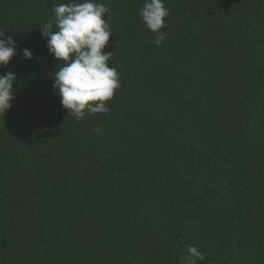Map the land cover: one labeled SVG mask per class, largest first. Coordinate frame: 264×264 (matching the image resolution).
I'll list each match as a JSON object with an SVG mask.
<instances>
[{"label":"trees","instance_id":"obj_1","mask_svg":"<svg viewBox=\"0 0 264 264\" xmlns=\"http://www.w3.org/2000/svg\"><path fill=\"white\" fill-rule=\"evenodd\" d=\"M68 0H0L17 44L0 115V264H264V0H164L165 42L110 9L120 88L68 116L39 29ZM33 53L23 58V50ZM101 129L98 133L91 128Z\"/></svg>","mask_w":264,"mask_h":264},{"label":"clouds","instance_id":"obj_2","mask_svg":"<svg viewBox=\"0 0 264 264\" xmlns=\"http://www.w3.org/2000/svg\"><path fill=\"white\" fill-rule=\"evenodd\" d=\"M53 18L40 30L46 40L47 48L59 65L54 73L53 90L60 98L62 107L68 116L77 121L85 115L109 113L108 102L112 101L120 88L118 69L110 64L113 53L105 52L112 31L104 19L110 15V9L95 0H68L66 3L53 5ZM139 17L145 27L155 34L154 44L165 42V28L169 10L164 0H144ZM16 41L0 32V68L6 67L16 55ZM23 58L31 60L33 53L23 50ZM16 81L15 73L7 71L0 74V115H5L11 108ZM98 133L100 128L89 129ZM186 264H197L206 259L195 245L187 248Z\"/></svg>","mask_w":264,"mask_h":264}]
</instances>
